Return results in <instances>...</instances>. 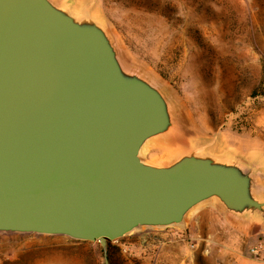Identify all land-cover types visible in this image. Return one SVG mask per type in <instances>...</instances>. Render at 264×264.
Instances as JSON below:
<instances>
[{"label":"water","instance_id":"obj_1","mask_svg":"<svg viewBox=\"0 0 264 264\" xmlns=\"http://www.w3.org/2000/svg\"><path fill=\"white\" fill-rule=\"evenodd\" d=\"M175 125L163 91L123 66L103 26L52 0H0V233L107 252L213 199L239 218L264 214L256 171L240 161L141 158Z\"/></svg>","mask_w":264,"mask_h":264},{"label":"rangeland","instance_id":"obj_2","mask_svg":"<svg viewBox=\"0 0 264 264\" xmlns=\"http://www.w3.org/2000/svg\"><path fill=\"white\" fill-rule=\"evenodd\" d=\"M52 1L103 26L123 66L167 90L176 103L174 145L162 148L164 137L149 141L141 153L146 163L168 166L181 151L179 158L208 156L205 150L215 147L220 135L238 137L243 147L246 140L264 147V0ZM80 5L84 11L74 14L71 8ZM232 158L220 160L239 161ZM257 195L264 201L258 189ZM185 225L140 229L112 242L113 264H223L218 221L206 220L200 235L182 229ZM260 241L264 237L250 234L241 245L245 255L251 256L250 246ZM78 242L0 233V264H94ZM88 243L104 249L99 242ZM98 262L105 264L104 254Z\"/></svg>","mask_w":264,"mask_h":264},{"label":"crops","instance_id":"obj_3","mask_svg":"<svg viewBox=\"0 0 264 264\" xmlns=\"http://www.w3.org/2000/svg\"><path fill=\"white\" fill-rule=\"evenodd\" d=\"M76 9L71 8L74 14L84 11L80 5ZM238 137L220 135L216 141V146L208 148L206 155L218 158H232L248 165L256 171V188L260 194H264V147H256L254 140H246V145L242 146V141ZM238 146L236 152L231 151V144ZM255 146V147H254ZM149 149V156L152 153ZM214 218L222 228L224 236V256L223 264H264L252 256L245 255L241 245L248 240L249 235L254 237H264V214H260L255 221H248L247 218H239L230 213L217 199H213L197 207V211L191 221H186L182 229L192 228L195 235L204 234L203 225L208 219ZM212 236V233H209ZM236 260V261H235Z\"/></svg>","mask_w":264,"mask_h":264},{"label":"trees","instance_id":"obj_4","mask_svg":"<svg viewBox=\"0 0 264 264\" xmlns=\"http://www.w3.org/2000/svg\"><path fill=\"white\" fill-rule=\"evenodd\" d=\"M78 243H81L83 245V248L88 252L89 257L93 259L94 264H100L98 262V259L99 257H102L103 254L104 257L105 255H107L110 264H113V262L116 261L113 252L111 251L107 250L106 252L104 249L97 247L94 244H90L88 242H78Z\"/></svg>","mask_w":264,"mask_h":264},{"label":"built area","instance_id":"obj_5","mask_svg":"<svg viewBox=\"0 0 264 264\" xmlns=\"http://www.w3.org/2000/svg\"><path fill=\"white\" fill-rule=\"evenodd\" d=\"M249 254L258 260L264 261V241L257 242L250 246Z\"/></svg>","mask_w":264,"mask_h":264},{"label":"bare ground","instance_id":"obj_6","mask_svg":"<svg viewBox=\"0 0 264 264\" xmlns=\"http://www.w3.org/2000/svg\"><path fill=\"white\" fill-rule=\"evenodd\" d=\"M163 94H164V96L168 99V101L171 103V105H173V106L176 105V103L174 102V100L172 99V97L170 96V94L168 93L167 90H164V91H163ZM171 101H172V102H171ZM176 107H177V106H176ZM164 138H165V139H164ZM164 138H163L161 141L166 142V144H162V145H161L162 148H163V147H167V146L174 145V144H173L174 139H172V136H171V135H169V136H165ZM173 147H175V146H173ZM168 151H169V150H168ZM169 152H170V151H169ZM179 153H182V151L179 152ZM179 153L176 155V157H175L173 160H175V159L178 160L179 155H180Z\"/></svg>","mask_w":264,"mask_h":264}]
</instances>
